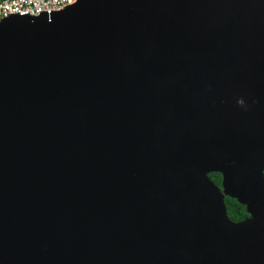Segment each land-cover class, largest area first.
<instances>
[{
  "label": "water",
  "instance_id": "water-1",
  "mask_svg": "<svg viewBox=\"0 0 264 264\" xmlns=\"http://www.w3.org/2000/svg\"><path fill=\"white\" fill-rule=\"evenodd\" d=\"M0 264H264V0L2 21Z\"/></svg>",
  "mask_w": 264,
  "mask_h": 264
},
{
  "label": "built area",
  "instance_id": "built-area-1",
  "mask_svg": "<svg viewBox=\"0 0 264 264\" xmlns=\"http://www.w3.org/2000/svg\"><path fill=\"white\" fill-rule=\"evenodd\" d=\"M78 0H0V23L11 16L41 17L63 11Z\"/></svg>",
  "mask_w": 264,
  "mask_h": 264
},
{
  "label": "trees",
  "instance_id": "trees-1",
  "mask_svg": "<svg viewBox=\"0 0 264 264\" xmlns=\"http://www.w3.org/2000/svg\"><path fill=\"white\" fill-rule=\"evenodd\" d=\"M210 179L215 183L217 187H221L223 176L220 173H211ZM223 189V188H222ZM225 205L227 209V215L229 219L233 222H242L244 221L248 216H250L249 212L247 211L246 206L239 203L238 200L233 199L231 197H227L225 199Z\"/></svg>",
  "mask_w": 264,
  "mask_h": 264
},
{
  "label": "flooded vegetation",
  "instance_id": "flooded-vegetation-1",
  "mask_svg": "<svg viewBox=\"0 0 264 264\" xmlns=\"http://www.w3.org/2000/svg\"><path fill=\"white\" fill-rule=\"evenodd\" d=\"M223 181V180H222ZM220 189H221V191L223 192V189H222V185H221V187H219ZM228 197V195H225V198H224V201H225V199ZM230 197V196H229ZM247 208V207H246ZM248 218H250V216H248L246 219H248ZM245 219V220H246Z\"/></svg>",
  "mask_w": 264,
  "mask_h": 264
}]
</instances>
